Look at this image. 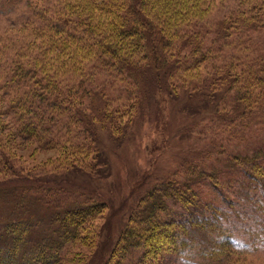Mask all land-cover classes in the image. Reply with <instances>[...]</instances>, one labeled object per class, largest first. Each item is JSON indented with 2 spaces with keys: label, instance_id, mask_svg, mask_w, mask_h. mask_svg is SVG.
I'll use <instances>...</instances> for the list:
<instances>
[{
  "label": "trees",
  "instance_id": "trees-1",
  "mask_svg": "<svg viewBox=\"0 0 264 264\" xmlns=\"http://www.w3.org/2000/svg\"><path fill=\"white\" fill-rule=\"evenodd\" d=\"M66 1L64 11L34 6V23H25V32L17 34L15 40L9 37V41H0V56L12 51L8 59L12 66L7 65L0 76L4 115L8 127L22 141L35 142L39 149L61 147L65 152L61 156L71 161L80 156L98 160L100 151L92 124L99 122L115 133L121 128V116L132 118L136 113L139 97L134 92L126 99L110 97L96 103L94 94L85 98L90 91L86 73L75 87L69 83L60 87L62 67L55 71L45 68L55 62L75 69L87 60L83 56H96L100 69L125 76L133 69L174 67L176 74L195 72V77L198 70L205 69L215 91L230 89L231 108L239 116L264 112V39L258 43L252 40L253 34L264 32V0H247L248 8L238 9L218 22L212 43L222 48L227 45L225 41L238 35L233 48L244 51L230 57L228 51L214 55L210 48L191 41L200 35L192 26L201 12L197 0ZM242 34L245 39L240 38ZM194 43L191 52L180 56L182 45ZM133 77L138 85V78ZM260 155L261 151L251 155L238 151L227 157L230 166L242 167V177L237 179L242 187L264 186V166L258 161L264 156ZM18 169L0 149V192L13 179L32 180ZM181 171V176L174 173L140 197L112 246V263H107L108 259L106 264H131L126 259L134 251L139 252L135 264H159L167 254L185 255L195 247L211 259L234 250L231 234L219 221L225 211L215 193L218 172H205L189 162ZM224 173L231 176L228 171ZM172 201L182 212L173 210ZM24 204L23 199L17 201L14 213L1 227L0 264L61 263L79 241L86 239L91 222L107 209L106 202L90 199L82 204L58 205L46 219H40L24 211ZM216 232L222 238L214 242L211 237Z\"/></svg>",
  "mask_w": 264,
  "mask_h": 264
},
{
  "label": "rangeland",
  "instance_id": "rangeland-1",
  "mask_svg": "<svg viewBox=\"0 0 264 264\" xmlns=\"http://www.w3.org/2000/svg\"><path fill=\"white\" fill-rule=\"evenodd\" d=\"M65 4L66 0L59 3L58 0H0V41H9V37L15 40L17 34H23L26 29L23 25L35 20V7L64 11ZM197 7L201 12L192 26L197 27L200 35L191 39L192 42L210 48L214 55L228 51L230 57L244 52L241 47L233 48L238 35L225 41L227 45L222 48L212 42L218 22L238 9L248 8L247 0H197ZM244 35L240 38L245 39ZM253 37L254 43H258L264 39V32L261 30ZM195 43L182 45L180 56L191 52ZM11 53L0 56V76L5 74L7 65L12 66L8 60ZM28 55L27 52L22 59ZM84 57L81 58L87 60L75 69L55 62L45 68L55 71L62 67L58 74L60 87L68 83L75 87L86 73L90 91L85 98L94 94L96 103L111 98L126 99L134 92L139 97L136 113L132 118L121 116L118 119L121 128L115 133L109 126L93 123L100 151L98 160L80 156L71 161L61 156L65 153L61 147L39 149L35 142L17 138L8 127L5 98L0 93V149L15 161L20 173L24 171L30 179H39V182L9 179L5 184L6 189L0 192V231L20 199L25 201L23 210L40 219H46L58 205L82 204L90 199L104 201L107 204L104 214L91 222L86 239L79 241L59 264H106L108 259L107 263H112L109 257L112 246L140 197L174 173L181 176V170L189 162L205 172H218L215 193L225 211L219 221L231 234L235 248L220 259H211L195 247L185 255L167 254L159 264H264V186L242 187L237 181L242 177V167L230 166L227 161L230 154L238 151L250 155L261 151L264 156V112L239 116L231 108L230 89L215 91L205 69L198 70L195 77V72L176 74L174 67L159 71L133 69L125 76L112 69H100L96 56ZM182 75L193 78L186 80ZM133 76L138 78V85ZM258 161L264 166V158ZM248 162L251 165L252 161ZM171 204L174 211L182 212L176 202ZM36 229L41 232L40 227ZM221 238L220 232H216L211 240ZM138 258L139 252L134 251L126 262L135 264Z\"/></svg>",
  "mask_w": 264,
  "mask_h": 264
}]
</instances>
